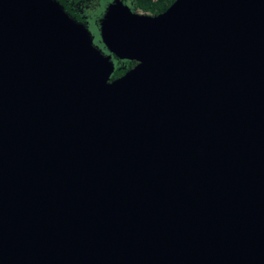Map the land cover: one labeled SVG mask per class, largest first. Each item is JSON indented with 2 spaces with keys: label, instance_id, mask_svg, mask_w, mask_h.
<instances>
[{
  "label": "water",
  "instance_id": "1",
  "mask_svg": "<svg viewBox=\"0 0 264 264\" xmlns=\"http://www.w3.org/2000/svg\"><path fill=\"white\" fill-rule=\"evenodd\" d=\"M96 28L0 0V264H264V0Z\"/></svg>",
  "mask_w": 264,
  "mask_h": 264
},
{
  "label": "trees",
  "instance_id": "2",
  "mask_svg": "<svg viewBox=\"0 0 264 264\" xmlns=\"http://www.w3.org/2000/svg\"><path fill=\"white\" fill-rule=\"evenodd\" d=\"M64 10L76 21L85 23L86 13H94L97 8L100 9V14L103 12L105 5L109 0H56ZM175 0H130L127 5L132 12L141 14L158 15L163 13ZM103 3V5H102ZM102 7V10H101ZM89 16V14H88ZM101 47V46H100ZM117 62V66L111 76L112 79L122 76L128 69L135 65V62L119 61L113 58Z\"/></svg>",
  "mask_w": 264,
  "mask_h": 264
},
{
  "label": "rangeland",
  "instance_id": "3",
  "mask_svg": "<svg viewBox=\"0 0 264 264\" xmlns=\"http://www.w3.org/2000/svg\"><path fill=\"white\" fill-rule=\"evenodd\" d=\"M109 1H111V0H109ZM129 1L130 0H126V3H129ZM102 5H103V3H102ZM101 10H102V7H101ZM99 12H100V9L97 8L94 13L88 12V13H86L87 15L85 16V18H86L85 23L87 24L89 32H91V34L94 35V38H95L94 39V45L98 48H100V43L98 41L99 39H98V35H97L96 22L102 13L101 12L100 14H98ZM88 14H89V16H88ZM113 63L116 67L117 62L114 59H113Z\"/></svg>",
  "mask_w": 264,
  "mask_h": 264
},
{
  "label": "flooded vegetation",
  "instance_id": "4",
  "mask_svg": "<svg viewBox=\"0 0 264 264\" xmlns=\"http://www.w3.org/2000/svg\"><path fill=\"white\" fill-rule=\"evenodd\" d=\"M129 70V69H128Z\"/></svg>",
  "mask_w": 264,
  "mask_h": 264
}]
</instances>
